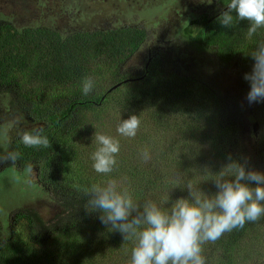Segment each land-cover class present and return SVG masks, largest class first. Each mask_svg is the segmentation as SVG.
Segmentation results:
<instances>
[{"label": "trees", "instance_id": "1", "mask_svg": "<svg viewBox=\"0 0 264 264\" xmlns=\"http://www.w3.org/2000/svg\"><path fill=\"white\" fill-rule=\"evenodd\" d=\"M220 13V11L211 14L203 12V14L185 18L180 24L182 25L179 30L181 40L184 39L185 43L193 49L204 51L207 57L209 53H212L210 57H213L221 66H227L226 63L239 55L245 57L246 62H252L253 59L246 53L253 51L260 42L264 41V28L258 29L249 39L247 21H239L234 14L233 25L230 28L224 27L218 21ZM139 34L140 31L129 27L109 31L90 29L74 30L71 33L59 32L42 25L38 27L20 26L15 24L11 18H5L0 14V95H6L7 99L9 97L6 107L4 105L0 107L3 106L4 113L7 114L8 107L14 109L20 103L22 106L17 109L16 115L30 125L28 131L43 127L44 134L49 139L47 148H30L20 142L23 132H19L9 142L6 153L7 155L10 152H18L19 159L15 162H5L6 165L8 167L26 163L35 165L40 172V180L44 179V184L51 180V170L57 167L58 160H63L69 152L70 145L67 135L69 119L80 112L85 113V111L98 109L100 104L103 105L106 102L111 92L101 90L94 96H84L81 91L83 78L89 74H96L92 75V78L93 80L97 78L99 82L98 77L102 74H111L117 69L119 63L134 53L141 44ZM245 47L248 49L246 50ZM172 60L171 56L168 57L162 52L149 55L143 76L139 78L141 79L139 84L135 86L130 84L121 89L124 91L122 93L124 106L129 104L142 106L141 110L149 111L151 121L156 127H172L181 123L185 136L187 131L194 132L198 136L203 135L199 131L206 132L204 134L206 139L199 140V145L182 142L174 147L178 140H173L172 144L167 145L159 153L157 152L152 160L145 163L141 157H138L131 163L133 181L130 185L134 198L136 200L151 198L157 203L164 204L165 207H168L167 202L170 204L181 196H188L187 194L182 195L187 190L180 188L183 187L182 183L180 187H177L176 177L179 174L185 181L194 180L198 172L197 166L203 162L202 155H213L216 158L215 161H207L205 165L214 173L219 172L220 166L228 162L229 155L233 159L247 160L249 167L264 172L262 151L260 155L257 151L258 144L264 146V135L258 137L250 131V134L242 135L241 128L231 123L232 118L229 116L227 99L221 97L219 92L203 79H200L202 82L200 92L207 93L214 101L217 100L218 105L224 109L223 113L227 114L228 120H223L220 124L218 112L214 114L212 121L203 109L192 108L189 102L193 92L196 91L193 87L194 83L186 77L183 78L182 75L169 71V67L172 68L174 65L179 69L177 63L174 65L171 63ZM181 71L183 72L184 69L181 68ZM189 71L190 77L197 78L199 75L198 69L192 68ZM11 80H14L15 84L10 83ZM119 83H121L120 86L124 84L123 81ZM40 84L43 85L39 86ZM41 89H44L46 94L50 93V90L55 91L50 93L51 98H67L65 106L61 108L44 107L48 104L45 105L37 100L36 91L41 94ZM32 96H36L35 100H32ZM243 100L247 101L244 94ZM175 114L181 115V119L172 118ZM228 139L233 142L228 143ZM249 145L254 148L253 155L249 151L251 148ZM178 150H183L184 155L177 153ZM175 153L178 158V171L172 174L171 178L167 175L162 177L160 174H164V171L158 163L159 159L169 160ZM205 163L204 161L201 164ZM203 175L199 176L200 187H205L207 183L214 186L211 174ZM170 187H173V190H167ZM75 193L58 197L51 218L44 219L31 208L19 210L18 217H26L34 227L33 231L37 232L36 234L54 232L56 229L72 225L79 218L92 215L84 209L82 201L86 202V198L80 199V193H76L74 197ZM60 206L63 207L61 211ZM258 228L260 227L256 225V222H248L242 228L224 233L215 243L205 244L202 254L206 259V264H264V256L260 253L256 243L257 240L264 242V231L258 232ZM115 241L117 242V239L113 237L112 243ZM93 245L88 239L83 247L89 255L88 259L86 257L89 264H93L92 260L98 255H103L98 250L93 251L95 248ZM117 245L122 247V243L118 242ZM42 254L34 255L28 251H20L17 254L7 253L5 255L3 252L0 253V264H58L55 259L51 258L54 254L62 256L63 253L55 250L46 251V253L44 251ZM2 258L4 262L1 261Z\"/></svg>", "mask_w": 264, "mask_h": 264}, {"label": "rangeland", "instance_id": "2", "mask_svg": "<svg viewBox=\"0 0 264 264\" xmlns=\"http://www.w3.org/2000/svg\"><path fill=\"white\" fill-rule=\"evenodd\" d=\"M224 3H228V0H213L211 4L206 0H0V14L5 18H11L15 24L20 26L38 27L42 25L59 32L68 31L69 33L74 30L103 29L109 31L129 27L140 31L138 37L141 38V44L135 52L125 57L116 70H113L111 74H102L98 77L99 82L97 78L94 79L97 82H94V89L88 96H94L101 90L111 92L106 102L103 105L100 104L98 109L85 111V113L80 112L73 115L74 118L72 116L69 119L67 131L69 152L63 160H58L57 167L51 170V180L44 184V179L40 180V172L35 165L26 163L8 167L7 163L0 162V253L5 252L7 255V253L17 254L20 251H28L34 255H41L44 251L46 253V251L56 250L63 253L62 256L54 254L51 258L55 259L58 264H89L86 260L89 255L83 249L89 239L90 243L95 246L93 251L98 250L103 254L94 258L93 264H127L131 254V242L124 243L119 232L109 231L108 227L101 224L97 218L98 214L79 218L72 225L56 229L54 232L36 234L37 232L33 231L34 227L26 217H18V211L31 208L37 211L42 218H51L56 206L55 201H58L60 195H70L76 192L80 193L79 198L84 200L82 194L86 188L109 178L96 173L92 167L91 154L96 149L93 140L96 131L119 140V158L116 157L117 166L110 176L127 177L128 181L130 179L129 183L133 181V170L130 169V165L141 157L142 150L147 149L151 155L150 160H152L157 152L159 153L167 145L172 144L173 140H178L174 146L176 147L182 142L199 145V140L206 139L204 135L206 132L202 131L199 132L203 135L199 136L187 131L185 136L181 123L172 127H156L151 121L149 111L141 110L142 106L134 104L124 106L122 102L124 91L121 89L130 84L132 86L139 84L141 81L139 78L143 76L144 66L150 55L148 48L153 51L155 43L161 47L157 53L162 52L168 57L171 56L173 59L171 63L179 65V69L174 65L172 68L169 67V71L182 75L183 78L186 77L194 83L193 87L196 91L193 92L189 102L192 108L203 109L212 121L214 114L218 112L220 124L223 120H228L227 114L223 113L224 109L218 105L219 102L214 101L207 93L200 92L202 84L200 79H203L215 88L221 97L227 99L229 116L232 118L231 123L241 128L242 135L250 134L249 131L254 132L258 137L264 135V103L249 104L248 101L243 100V94L247 96L250 90L249 83L243 77L245 73L252 70L254 60L246 62V58L239 55L233 57L229 63L225 62L227 66H221L213 57H210L212 53H209L210 55L206 57L209 58V62L204 61V56H199L201 60H196L205 67L198 69L200 78L198 76L193 78L190 77L189 71L192 68L187 67L188 59L189 57L197 59L198 55L193 52L190 45L185 43L184 39L181 41L177 39L181 38L179 30L182 25L180 24L185 18L198 15L200 12L208 14L221 12L225 8ZM166 48H171V50L167 52ZM245 49L248 48L245 47ZM182 67H187V71L182 72ZM92 75L96 74H89L91 77ZM120 81H123V86H120V83L118 87L116 86L117 88L111 89L112 85ZM10 83L15 84V81L11 80ZM52 92L55 91L50 90V93ZM36 93L38 102L48 104L44 106L47 108L52 106L61 108L67 102L65 97L51 98L50 93L46 94L44 89H41V94L37 91ZM35 98L36 96H32V100ZM8 99L6 95H0V105L6 107ZM201 104L204 106H200ZM21 106L19 103L14 109L8 107L7 114L4 113L3 106L0 107V157L6 156L9 142L19 132L30 129V125L16 115L17 109ZM132 114L138 115L141 121L137 135L134 138L120 136L116 131L117 125L121 119H127ZM173 116L172 118L176 120L181 119V115ZM250 117H255V119ZM232 142L228 139V143ZM249 146L251 147L249 151L253 155L254 148ZM257 151L259 155L262 151L264 161V146L258 144ZM177 153L184 155L183 150H178ZM177 159L176 153L169 160L159 159L158 163L164 171V174H160L162 177L167 175L171 178L172 174L178 171ZM201 160L206 163L201 164L203 162H200L197 166L198 172L193 180L194 183L195 181L200 183L199 176L203 174L201 169L207 161L212 162L216 158L213 155H202ZM202 189L209 194L217 191L213 185L210 186L208 183ZM167 190L171 191L173 187ZM186 194L188 195V191L182 195ZM138 201L142 200L138 199ZM82 203L85 204L83 201ZM62 208L60 206V211ZM256 225L260 227L258 232L264 231V217L257 221ZM113 237L117 239V242L112 243ZM118 242L122 243V247L117 245ZM256 243L260 253L264 256V242L257 240ZM3 259L1 261L4 262Z\"/></svg>", "mask_w": 264, "mask_h": 264}, {"label": "clouds", "instance_id": "3", "mask_svg": "<svg viewBox=\"0 0 264 264\" xmlns=\"http://www.w3.org/2000/svg\"><path fill=\"white\" fill-rule=\"evenodd\" d=\"M206 2L211 4L213 0ZM234 14L239 21L248 22L249 39L264 28V0H228L218 17L219 23L230 28ZM246 55L254 60L252 70L243 77L250 86L246 100L249 104L264 103V41ZM93 89V78L84 77L82 94L88 96ZM140 124L139 116L132 114L121 119L116 131L120 136L134 138ZM93 140L96 149L91 154L92 167L109 178L83 191L84 209L89 215L98 214L101 224L109 231L119 232L124 243L131 242L127 264H206L202 254L205 244L215 243L224 233L264 217V172L249 167L247 160L229 155L219 172H212L208 166L201 169L204 175L213 177L211 181L217 190L214 194L178 174L177 187L182 183L180 188L186 189L188 196L167 202L165 207L151 198L136 200L127 177L110 176L117 166L118 139L96 131ZM20 142L30 148L49 146L43 127L24 131ZM19 156L18 152H10L0 157V162H15ZM140 156L145 163L151 159L147 149Z\"/></svg>", "mask_w": 264, "mask_h": 264}, {"label": "flooded vegetation", "instance_id": "4", "mask_svg": "<svg viewBox=\"0 0 264 264\" xmlns=\"http://www.w3.org/2000/svg\"><path fill=\"white\" fill-rule=\"evenodd\" d=\"M198 14H203L202 12H200V13H198ZM178 40H180L181 41V38L179 39V38H177ZM154 48H153V51H151V49L150 48H148V54H157V52L160 50V46H158V44L157 43H155L154 45ZM196 47H197V45H196ZM167 52H169L170 50H171V48H166L165 49ZM193 52L195 53V54H197L198 55V57H197V59H195L194 57H189V59H188V66L187 67H190V68H195V69H199V67L200 68H202L203 66L201 65V64H199L198 62L199 61H196V60H201V58L199 57V56H204V61L205 62H209V58L207 59L206 57H207V55L205 54V52L204 51H202V52H200L199 50H196V49H193ZM150 59V58H149ZM204 62V63H205ZM187 67H182L183 69H184V71H187Z\"/></svg>", "mask_w": 264, "mask_h": 264}, {"label": "water", "instance_id": "5", "mask_svg": "<svg viewBox=\"0 0 264 264\" xmlns=\"http://www.w3.org/2000/svg\"><path fill=\"white\" fill-rule=\"evenodd\" d=\"M118 84H120V83H117V84L113 85V87L111 89H113L114 87L118 86ZM111 89H109V90H111Z\"/></svg>", "mask_w": 264, "mask_h": 264}]
</instances>
